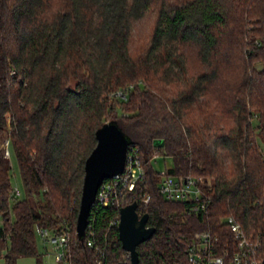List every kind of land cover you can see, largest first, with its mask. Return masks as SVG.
Segmentation results:
<instances>
[{"label":"trees","instance_id":"trees-1","mask_svg":"<svg viewBox=\"0 0 264 264\" xmlns=\"http://www.w3.org/2000/svg\"><path fill=\"white\" fill-rule=\"evenodd\" d=\"M150 5L0 0V252L6 251V264L38 254L36 225L58 230L65 223L72 264H132L113 223L120 207L95 203L84 238L76 231L85 162L97 129L108 121L138 148L146 171V181L123 202L138 201L155 227L137 246L139 264H191L189 243L205 229L221 245L233 244L228 216L259 243L264 260L258 144V136L264 143V0H160L149 37L136 39L135 23ZM7 146L20 167L19 197ZM158 153L174 160L166 174L196 178L203 195L198 211L191 200L161 193L164 173L152 164ZM146 194L151 198L143 204Z\"/></svg>","mask_w":264,"mask_h":264},{"label":"built area","instance_id":"built-area-1","mask_svg":"<svg viewBox=\"0 0 264 264\" xmlns=\"http://www.w3.org/2000/svg\"><path fill=\"white\" fill-rule=\"evenodd\" d=\"M119 93L125 96L121 92ZM137 152V147L128 146L123 172L114 177L106 178L101 183L97 190L95 203L108 207L118 206L121 208L126 205L123 202L128 193L134 191L138 184L146 181V171ZM6 154H10L8 146L6 147ZM162 173L164 175L160 180L159 188L164 197L172 200H191L195 203L192 206L193 210L198 211L200 208L198 202L202 200L203 195L196 178L192 175ZM14 194L18 197L21 196V189L15 186ZM150 198V194L144 195L142 203L147 204ZM136 202L138 205L140 204L138 201ZM138 212L139 215L144 214V212L139 211V206ZM225 220L230 226L234 243L221 245L219 237L214 235L209 229L197 231L188 246L189 262L191 264H264V260L259 258L257 254L259 243L252 241L247 236L246 232L233 216H228ZM119 221L120 215L113 223L119 224ZM1 224L2 220L0 215ZM35 231L36 234L41 236L45 245L49 242L54 245L55 260L65 264H72L70 253L71 229L69 224L65 223L58 230L47 226L36 225ZM91 235L93 236L92 231L89 233L88 245L94 244Z\"/></svg>","mask_w":264,"mask_h":264},{"label":"water","instance_id":"water-1","mask_svg":"<svg viewBox=\"0 0 264 264\" xmlns=\"http://www.w3.org/2000/svg\"><path fill=\"white\" fill-rule=\"evenodd\" d=\"M97 144L85 162V175L77 216L76 231L84 238L89 223V215L96 199L99 186L106 178L123 172L127 150L128 136L115 121L104 123L96 131ZM156 144L163 141L156 140ZM148 213L139 215L138 203L130 202L120 208L119 235L123 248L129 252L132 264H139L137 246L148 239L155 231L147 224Z\"/></svg>","mask_w":264,"mask_h":264},{"label":"rangeland","instance_id":"rangeland-1","mask_svg":"<svg viewBox=\"0 0 264 264\" xmlns=\"http://www.w3.org/2000/svg\"><path fill=\"white\" fill-rule=\"evenodd\" d=\"M159 3L160 0H151V5L148 11L139 20L136 21L133 31V36H135L136 39L149 37L156 21ZM192 58H193L192 60L195 62V63L192 62L193 64L192 66L194 67L196 66V64H198V62L196 61V57H194V55H192ZM258 144L262 152L264 153V143L262 142L259 136H258ZM9 153H10L9 155L8 154L6 155L10 159L12 165V171H11L13 175L12 181L13 184L16 187L20 188L22 192L23 184L21 180L19 163L12 148L9 149ZM152 164L156 170L160 172H165L167 168H171L174 166V160L171 156L158 153L152 158ZM35 198H37V196H35ZM1 220H2V216H1ZM36 237H37L38 254L20 255L17 259V264H37L38 262H43L44 264L60 263L54 258V245L50 242L46 243L45 245L43 239L39 234H36ZM5 253H6L5 250H2L0 252V264H6L4 258Z\"/></svg>","mask_w":264,"mask_h":264}]
</instances>
